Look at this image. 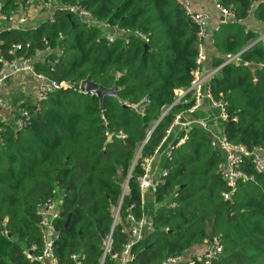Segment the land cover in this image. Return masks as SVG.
<instances>
[{
  "label": "trees",
  "instance_id": "obj_1",
  "mask_svg": "<svg viewBox=\"0 0 264 264\" xmlns=\"http://www.w3.org/2000/svg\"><path fill=\"white\" fill-rule=\"evenodd\" d=\"M58 1L81 7L93 23L55 9L53 19L45 17L32 28L0 26V70L3 60L24 56L37 73L69 85L38 108L36 101L12 105L28 111L30 125L17 128L0 119V264H38L23 250L42 249L37 207L53 190L62 199L55 220L57 264H100L103 238L110 232L119 256L128 240V216L139 220L146 214L141 162L159 151L167 175L153 193L152 230L132 245L129 264H162L217 236L222 253L212 264H264V172L246 159L242 169L252 178L239 181L225 199L221 154L201 127L193 125L181 144L175 138L163 144L176 115L192 104L190 92L174 101L197 68L193 20L176 0ZM216 1L237 22L222 24L213 35L217 53L211 67L236 53L251 65L222 66L207 82L210 98L224 103L231 117L218 123L228 140L251 150L264 146V46L258 41L246 48L257 37L239 23L253 0ZM21 5L25 0H0L7 16ZM256 7L255 16L264 21V3ZM86 78L105 89L116 86L117 98L106 95L101 107L96 94L75 90ZM104 264L118 261L107 255Z\"/></svg>",
  "mask_w": 264,
  "mask_h": 264
},
{
  "label": "built area",
  "instance_id": "obj_2",
  "mask_svg": "<svg viewBox=\"0 0 264 264\" xmlns=\"http://www.w3.org/2000/svg\"><path fill=\"white\" fill-rule=\"evenodd\" d=\"M177 3L184 9L185 13L193 20L197 26V39H198V52L196 56L197 68L193 72V78L190 82V86L186 89H183L180 98H175L176 103L180 101L187 92H190V100L192 101L191 106L185 112L186 114L192 115L197 109L202 105L203 98L205 97L203 93V87L207 84L208 80L224 65L229 63L242 64L245 66H250V62L243 61L239 53L236 54H227L221 64L216 67H211L207 70L204 66L207 53L205 42L209 39V24L208 16L199 11H195L191 7L190 0H176ZM35 8L38 11H43L47 19H53V12L55 9H60L67 13H76L88 24L93 23L91 15L83 10L79 6L75 5H64L58 0H25V6H20L15 14L9 16L2 13L0 10V26L3 24L6 25L7 29L10 28H20L27 29L35 27L29 21L28 15L25 14V10L28 8ZM216 7L220 11L224 21L235 22V16L233 12L216 1ZM44 19V18H43ZM117 31V30H116ZM123 32V30H120ZM113 34L105 35L107 39L112 40L115 36ZM137 36L142 38L145 42L148 38L143 35L141 32L135 33ZM261 41L264 46V32L261 33L257 38H255L254 43ZM249 44L246 48L250 47L252 44ZM20 45H17L16 48H19ZM49 49V48H48ZM3 68L0 70V87H2L5 82L15 74H30L35 79L38 80L36 87V107L40 106L41 101L48 98V96L62 88L68 87L66 82H55L50 80L45 75L37 73L34 69L31 59L24 56L16 57L13 60H3ZM262 63L260 66H263ZM78 92H85L82 90L80 85L74 88ZM207 97H209L213 107L219 109V115L221 119H228L224 103L214 101L210 98L209 89ZM92 93V92H91ZM0 119L3 121H13L14 125L17 128H22L24 126L30 125V115L28 111L24 108L19 110H13L12 107L0 99ZM2 110L5 113H2ZM177 114L170 130L176 125L180 124V118L183 114ZM184 126V134L179 137L175 144H181L184 142L186 135L189 129L193 125H198L201 127L210 138V144L213 148L217 149L221 154V163L219 165L221 177L227 186V190L222 193L225 199H229L236 188V185L239 181L250 180V177L243 169L242 164L246 159H250L254 168L257 172H264V146L256 147L253 149H248L242 144H234L228 140L226 135L221 131L220 127L211 125L205 120H192L190 122L181 123ZM169 130V132H170ZM169 134V133H168ZM167 156L170 157V152H167ZM153 160L152 157H146L141 162V167L144 170V173L139 177V188L141 194L145 191L150 190L152 193L163 184L164 177L167 175V171L162 169L160 176L155 177L152 173L151 163ZM62 199L56 190H53V196L48 200L41 203L37 207V215L39 217V226L42 233V249L40 252H37V246L32 245L30 248H25L23 254L31 262H37L38 264H57V259L54 255V244L59 239V231L56 228L55 220L59 215V203ZM173 206V204H171ZM118 216V209L115 210V218ZM128 226L125 231L128 234V240L124 244L122 252L117 256L114 251L111 254V232L104 236L103 243L101 246V256L100 264H104V260L107 255L111 258L116 259L118 264H129L130 260L133 259L131 253L132 245L143 239L146 233L152 230V222L150 218L146 215L135 220L132 215L128 216ZM116 223V222H115ZM205 248L202 252L198 254H189L182 256L169 257L162 262V264H178L180 262H187V264H195V261L203 262L204 264H212L217 260L222 253V244L220 236L213 238L209 243L204 244ZM36 251L37 253H33ZM72 259L78 258L76 255H71Z\"/></svg>",
  "mask_w": 264,
  "mask_h": 264
},
{
  "label": "crops",
  "instance_id": "obj_3",
  "mask_svg": "<svg viewBox=\"0 0 264 264\" xmlns=\"http://www.w3.org/2000/svg\"><path fill=\"white\" fill-rule=\"evenodd\" d=\"M190 1L193 10L203 12L208 16L209 37L211 34V30L214 27H217L218 30L222 24L228 23V21L221 20L222 15L216 7V0H190ZM259 3H264V0H253V7L249 11L247 17L243 21L240 22L238 21L239 23L244 25L245 31L249 30L251 32H254L256 34V37L264 32V21L259 20L255 16V12L257 8L256 6ZM26 14L28 15L29 21L32 25H36L39 21L45 18V13L43 11H38L33 7L28 8ZM254 40L255 38L251 39L249 41V44L254 43ZM213 44L214 42L210 38L207 39L205 42L207 57L204 66L207 70L211 69L212 57L217 53ZM37 84H38V80L35 79L30 74H15L11 76L2 87H0V99H2L4 103L10 105L11 107L12 105L18 104V102L21 100H24L26 102L27 101L31 102L32 105L33 103H35ZM182 92L183 89H178L176 91V98H180ZM217 111H219V109L213 107L209 97L205 96L203 98L201 107L197 109L192 115L186 113L182 115V117L180 118V124L176 125L170 130L169 135L163 139V144L169 142V140H173V138H175V142H176V140L180 137L178 136V134L184 131V126L181 123L190 122L192 120L197 119V120H205L209 124L215 125L216 127L217 124L220 122V119H218ZM2 113H5V111L2 110ZM161 156H162V152L160 151L153 156L151 169L155 177H159L162 171L160 167ZM151 195L153 196V193L150 190H147L142 194V204L144 210L146 207V200L148 199V197L151 198ZM145 215L147 216V214ZM204 248L205 245L193 247L189 251H187L186 255L198 254L202 252Z\"/></svg>",
  "mask_w": 264,
  "mask_h": 264
},
{
  "label": "water",
  "instance_id": "obj_4",
  "mask_svg": "<svg viewBox=\"0 0 264 264\" xmlns=\"http://www.w3.org/2000/svg\"><path fill=\"white\" fill-rule=\"evenodd\" d=\"M224 18L223 17H221V20H223ZM216 30H217V27H214L212 30H211V34H210V39H212V36L215 34V32H216ZM145 48H147V45H145ZM80 87H81V89L82 90H85L86 92H92V93H94V94H96L97 95V97L99 98V101H100V104H101V107H103L104 106V97L106 96V95H110V96H114L115 98H117V94H116V86H114L112 89H105V88H103V87H101V86H99V85H96V84H94L93 82H91L90 81V79L89 78H86L85 80H83L82 82H81V84H80ZM208 85L207 84H205L204 85V87H203V93H204V95L206 96L207 95V93H208ZM173 105V104H172ZM171 105V106H172ZM125 106V105H124ZM170 106V107H171ZM105 111L103 110V117H105ZM228 119H231V117H228ZM155 126H153V128H154ZM152 128V129H153ZM150 132H151V130L148 132V135L150 134ZM61 204H62V200L60 201V203H59V209H60V207H61ZM66 223H68V220H67V222ZM7 235L8 236H11V233L10 232H7ZM111 254H113V250H111V252H110Z\"/></svg>",
  "mask_w": 264,
  "mask_h": 264
},
{
  "label": "rangeland",
  "instance_id": "obj_5",
  "mask_svg": "<svg viewBox=\"0 0 264 264\" xmlns=\"http://www.w3.org/2000/svg\"><path fill=\"white\" fill-rule=\"evenodd\" d=\"M217 115H218V119L221 120L220 115H219V111H217ZM157 205L154 202V197L151 195V198L148 197V199L146 200V207H145V213L147 214L148 218H151L155 209H156Z\"/></svg>",
  "mask_w": 264,
  "mask_h": 264
},
{
  "label": "bare ground",
  "instance_id": "obj_6",
  "mask_svg": "<svg viewBox=\"0 0 264 264\" xmlns=\"http://www.w3.org/2000/svg\"><path fill=\"white\" fill-rule=\"evenodd\" d=\"M174 103H176V101H174ZM174 103H173V104H174Z\"/></svg>",
  "mask_w": 264,
  "mask_h": 264
}]
</instances>
